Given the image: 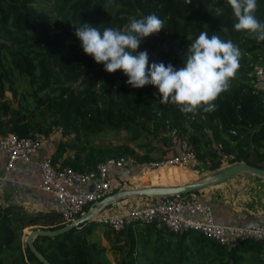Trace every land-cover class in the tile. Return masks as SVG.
<instances>
[{"label": "trees", "instance_id": "obj_1", "mask_svg": "<svg viewBox=\"0 0 264 264\" xmlns=\"http://www.w3.org/2000/svg\"><path fill=\"white\" fill-rule=\"evenodd\" d=\"M54 1L52 15L37 8L44 0H0V136L46 138L55 130L65 138L73 136L59 142L52 163L79 173L93 172L111 158L140 165L153 162L126 144H94L100 135L121 131L130 132L132 140L140 134L165 135L160 145L168 148L174 146V137L186 141L197 161L208 159L211 171L239 162L264 169V77L254 72L255 66L264 67V41L234 30L236 20L226 0H112L106 9V0ZM217 8L222 9L219 16ZM150 14L164 27L137 49L147 51L149 65L183 66L190 43L202 31L231 40L240 49L236 75L212 102L213 111L201 108L194 116L183 114L153 98L156 89L151 85L131 88L121 71L108 74L86 56L75 37L80 24L124 30L129 18ZM255 16L264 22V0H257ZM218 144L235 160L220 163ZM70 151L73 156L65 157ZM0 213V264H41L25 243L23 248L22 232L65 226L56 213L27 214L1 205ZM97 232L109 243L124 239L125 245L113 247L125 253L119 264H264V241L229 248L192 231L174 234L134 223L115 232L91 221L55 238L37 237L34 246L50 264H112L107 249L94 237Z\"/></svg>", "mask_w": 264, "mask_h": 264}, {"label": "clouds", "instance_id": "obj_2", "mask_svg": "<svg viewBox=\"0 0 264 264\" xmlns=\"http://www.w3.org/2000/svg\"><path fill=\"white\" fill-rule=\"evenodd\" d=\"M236 20L234 30L246 32L258 42L264 41V22L256 16L257 0H226ZM186 4L191 0H185ZM112 0H106L104 8H109ZM222 9L217 8L219 16ZM164 22L155 14L141 19L129 18L124 30L93 27L84 23L76 27L83 53L103 65V70L113 74L118 70L127 77L126 84L133 89L151 85L156 89L153 98L161 104H172L181 113L193 116L203 108L213 111L212 103L230 86L235 77L241 56L240 49L231 41L223 40L217 34L210 37L200 32L186 51L183 66L176 68L171 63L149 65L147 51L137 52L142 40L159 33ZM222 31L227 32L224 28Z\"/></svg>", "mask_w": 264, "mask_h": 264}, {"label": "built area", "instance_id": "obj_3", "mask_svg": "<svg viewBox=\"0 0 264 264\" xmlns=\"http://www.w3.org/2000/svg\"><path fill=\"white\" fill-rule=\"evenodd\" d=\"M254 72L257 78L264 77L263 66H255ZM43 141L42 136L19 138L13 133L0 136V151L6 155V171H10L17 161H30L42 149ZM172 143L176 152L168 159L149 163L153 171L197 163V154L186 141L174 137ZM216 149L220 163L235 160V155L222 152L220 144L216 145ZM124 164L121 159L111 158L99 163L93 172L79 173L68 167L55 166L52 157L45 156L39 161L38 188L55 198L54 212L67 225L107 196L127 188V180L116 178L124 169ZM86 186H92V189L86 190ZM93 221L109 226L115 232L123 231L130 223L153 225L174 234L192 231L229 248L242 242L264 241V215L261 223L254 227L218 225L213 222L211 207L202 202L197 193L165 197L160 203L124 214L96 215Z\"/></svg>", "mask_w": 264, "mask_h": 264}, {"label": "crops", "instance_id": "obj_4", "mask_svg": "<svg viewBox=\"0 0 264 264\" xmlns=\"http://www.w3.org/2000/svg\"><path fill=\"white\" fill-rule=\"evenodd\" d=\"M72 137L65 138L60 130H55L51 135L44 138L42 149L30 161H17L10 171H6V155L0 151V205L2 207H16L27 214L55 213V198L38 188L40 183L39 161L45 156L52 157L59 142L70 140ZM172 148L157 145L154 149H148L147 153L149 152L150 155L146 154L151 156L152 152L158 150L160 152L159 158L163 159L176 152V149ZM68 156L72 157L73 152H67L65 157ZM206 159L205 162L198 160L196 164L190 166L154 170L156 172L149 170L146 172L144 170L147 165H140L133 160H128L116 178L128 181L129 185L125 190L188 185L205 180L209 175L214 174L213 171L209 170V161ZM198 164L202 165L201 169L193 168ZM160 170L162 171L160 172ZM89 188L90 186L85 187L86 190ZM197 194L202 202L211 207L215 224L254 227L262 221L264 215V178L242 173L220 184L202 189ZM149 198L151 197H128L109 205L98 215L124 214L132 209L145 208L154 204L150 203Z\"/></svg>", "mask_w": 264, "mask_h": 264}, {"label": "water", "instance_id": "obj_5", "mask_svg": "<svg viewBox=\"0 0 264 264\" xmlns=\"http://www.w3.org/2000/svg\"><path fill=\"white\" fill-rule=\"evenodd\" d=\"M124 162L127 159H123ZM248 173L261 178H264V169L253 167L246 162H239L232 165L227 166L226 168L218 171L214 174L209 175L205 180L194 182L188 185L183 186H175V187H149V188H140V189H129V190H121L113 193L110 196H107L99 203L88 209L84 214L80 215L71 223L63 226L62 228L46 231L41 229H34L27 233L25 237V244L29 251L36 257V259L41 264H50L44 256L37 251L34 246V239L37 237H47V238H55L60 235H63L73 229H78L81 225L89 223L93 221V218L98 215L101 211L105 210L109 205L120 201L122 199L128 197H160L165 198L169 196L179 195V194H187V193H196L202 189L212 187L214 185L220 184L238 174ZM92 186L90 187V190ZM0 213V217H1Z\"/></svg>", "mask_w": 264, "mask_h": 264}, {"label": "rangeland", "instance_id": "obj_6", "mask_svg": "<svg viewBox=\"0 0 264 264\" xmlns=\"http://www.w3.org/2000/svg\"><path fill=\"white\" fill-rule=\"evenodd\" d=\"M54 5H55L54 0H44V2L40 5H38L37 8L39 10L43 9V10H45L48 13H51L53 15V14H55ZM8 97H10L9 94H8ZM160 137H165V135H162ZM160 137H157V138L146 137V135L140 134V137L138 139L132 140V134L130 132H126V131H121L119 133L107 132L103 135H100L98 138H96L94 144L96 146H101V147H112V146H116V145L126 144V145L130 146L131 148H133L136 151L137 155H139V156L140 155H147V154L150 155L149 152L147 153V151L149 149L148 147H150V146H148L147 148H140L138 145H149V143L153 146L160 145V143H161ZM172 149H174V148H172ZM159 154H160V152L157 150L155 152H152L151 156H149V157L151 159L154 158L155 160L153 159V161H158V159H161V160L168 159L169 157L172 156V155H170V156L164 157L162 159L161 157L159 158V156H160ZM198 165L196 167L193 166V168L201 169L202 165L201 164H198ZM145 167H147V168L144 171H146V172L148 170L150 172L153 171L152 168L149 167V164H147V166H145ZM222 169H224V167H221V168L213 171V173L221 171ZM149 199L151 200V202H150L151 204L152 203H154V204L160 203V201L162 200V198H160V197H151ZM34 229H40V228L28 227V228L24 229V231L22 232L21 243H22L23 248L25 247L24 241H25V237H26L27 233H29L30 231H32ZM94 237L96 240H98L101 243V245H103L107 249L106 257L108 258V260L112 264H119L121 259H122V255H124L125 253L122 254L123 250L114 249L113 247L115 245H118L119 247H122L123 245H125L124 239L121 240V242L119 244L117 242H115L114 240H113L114 241L113 243H109L104 239L103 233H101V232L95 233Z\"/></svg>", "mask_w": 264, "mask_h": 264}, {"label": "bare ground", "instance_id": "obj_7", "mask_svg": "<svg viewBox=\"0 0 264 264\" xmlns=\"http://www.w3.org/2000/svg\"><path fill=\"white\" fill-rule=\"evenodd\" d=\"M154 172H156V171H154Z\"/></svg>", "mask_w": 264, "mask_h": 264}]
</instances>
